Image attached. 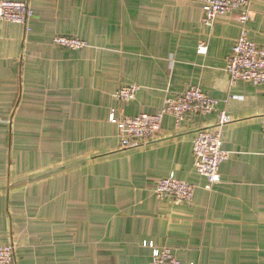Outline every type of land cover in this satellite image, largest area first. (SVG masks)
Masks as SVG:
<instances>
[{
    "label": "crops",
    "instance_id": "0c3cea01",
    "mask_svg": "<svg viewBox=\"0 0 264 264\" xmlns=\"http://www.w3.org/2000/svg\"><path fill=\"white\" fill-rule=\"evenodd\" d=\"M7 1L31 10L26 24L0 25V246H15V264H151L145 242L180 264H264V85L230 84L235 15L207 29L193 0ZM247 27L264 48V0ZM132 85L134 99L116 100ZM191 86L216 110L178 126L165 115L149 143L119 148L110 115H154ZM221 111L229 158L207 191L192 143ZM169 175L195 187L191 203L156 198Z\"/></svg>",
    "mask_w": 264,
    "mask_h": 264
},
{
    "label": "built area",
    "instance_id": "2783aa9c",
    "mask_svg": "<svg viewBox=\"0 0 264 264\" xmlns=\"http://www.w3.org/2000/svg\"><path fill=\"white\" fill-rule=\"evenodd\" d=\"M202 6L204 15L201 25L210 29L216 17L234 14L240 25V32L226 58L225 71L231 85L236 82H250L253 85H264V48L256 45L248 36V22L252 18V0H193ZM31 10L26 2L0 0V25L2 22L26 24ZM52 44L62 49L77 50L86 47V43L75 38L55 36ZM207 44L197 47L199 55L207 53ZM139 87L136 85L120 88L115 98L126 103L135 98ZM217 101L209 97L199 87L191 86L185 93L176 98H166L161 110L154 115L141 114L135 117L115 118L110 115L109 121L116 125L119 148L128 150L149 143L160 132L165 115L173 117L178 126L188 116H204L216 110ZM232 118L225 112L218 113L212 127L199 130L193 139L192 153L195 172L207 181L205 189L211 191L220 182L219 167L229 158L227 151L221 148V132ZM264 138V116L261 124ZM194 186L176 179L173 175L160 179L154 189L157 199H172L175 203H191ZM151 249V264H180L167 248H157L152 243H143ZM0 264H15V246H0Z\"/></svg>",
    "mask_w": 264,
    "mask_h": 264
}]
</instances>
